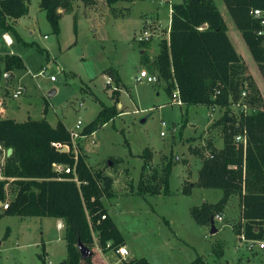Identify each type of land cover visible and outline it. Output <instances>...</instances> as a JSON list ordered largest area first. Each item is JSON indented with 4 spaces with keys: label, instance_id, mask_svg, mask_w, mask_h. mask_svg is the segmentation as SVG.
<instances>
[{
    "label": "rangeland",
    "instance_id": "374dc122",
    "mask_svg": "<svg viewBox=\"0 0 264 264\" xmlns=\"http://www.w3.org/2000/svg\"><path fill=\"white\" fill-rule=\"evenodd\" d=\"M136 1L133 4L117 2L115 13L104 1L93 7H84L78 2L76 28L73 13H63L60 33L55 34L39 6L40 0H30L27 13L18 17L15 25L19 39L7 32L12 38V44L7 45L0 31V54H18L27 64V68L13 71L15 78L8 85L4 79L0 81V100L4 97L12 105L20 101L32 117L38 119L45 115L52 125L62 121L68 128L78 130L75 128L78 120L83 127L96 117L102 107L100 101L113 105L112 97L117 96L115 104L121 94L118 114L93 134L74 138L73 144L81 146L91 168L103 169L113 178L114 195L103 197L102 201L127 241L128 254L122 259L146 257L151 264H188L202 256L206 264H264V249L259 248L257 240H240L232 228L238 222L239 195L230 197L224 214H220L222 220H214L215 233H210V226L198 224L190 213L191 206L215 203L223 195L220 188L198 185L191 187L190 194H184L182 187L195 183L201 156H206L213 142L221 139L219 127L212 124L204 127L208 120L214 122L221 116L224 109L171 103L172 94L165 89V82L149 68L150 54L146 53V62L138 51L137 34L133 36L135 27L143 22L142 13L150 10L163 11L160 17L166 26L168 1ZM182 1L172 0L171 3ZM213 1L264 100V78L257 63L224 1ZM125 4L127 14L121 17ZM152 39L154 35L150 36ZM153 45L151 54L159 49L157 40ZM40 48L45 51L41 52ZM43 68H46L44 75L32 76ZM107 69L118 71L119 84L106 73ZM140 70L156 75L158 81L150 83L138 79L136 75ZM52 75L55 81H51ZM19 84L25 87V92L14 98L12 93ZM114 89L118 94L113 93ZM51 90L55 92L50 94ZM45 102L48 107L43 113ZM26 109L15 116L24 119ZM189 121L196 123V132L191 131L189 123L186 126ZM145 150L151 153L145 171L147 176L155 169L161 173L169 160L173 162L168 194L138 193L144 162L140 155ZM5 157L0 151V168ZM11 187V184L6 187L8 199L14 196ZM2 210L0 206V212ZM65 230V222L58 228L54 217L2 216L0 264H42L39 258L43 252L42 242L44 264H59L67 254ZM250 243L254 244L249 247ZM99 252L98 259L104 264H123L112 250ZM98 255L96 251L94 257Z\"/></svg>",
    "mask_w": 264,
    "mask_h": 264
},
{
    "label": "trees",
    "instance_id": "16d2710c",
    "mask_svg": "<svg viewBox=\"0 0 264 264\" xmlns=\"http://www.w3.org/2000/svg\"><path fill=\"white\" fill-rule=\"evenodd\" d=\"M99 1H104L115 13L117 2L133 0H40L39 6L45 11L52 31L59 34L63 13H73L76 28L78 2L84 7H93ZM223 1L264 78V48L257 35L258 19L252 13L253 9L264 10V0ZM29 2L0 0V31L13 33L18 38L15 20L27 13ZM170 19L169 38L160 40L159 51L150 62V70L165 82L170 95L178 89L183 105L224 109L212 123V126L220 128L222 147L211 145L209 153L201 156L197 181L182 187L184 194H190L191 187L198 185L220 188L223 195L215 203L191 206L190 213L198 224L210 226L211 218L221 214L230 197L237 194L241 212L239 221L232 225L235 234L239 239L241 236L246 240L264 239V100L261 91L233 45L227 24L213 0L172 3ZM40 51L45 49L40 48ZM24 68L20 55L0 54V81L4 73ZM106 73L119 84L117 70L107 69ZM245 90L247 94L242 97ZM113 93L118 94L116 89ZM239 100L248 104L251 110L235 111L233 104ZM116 104L103 106L96 117L82 127L80 134L91 135L113 119L119 112ZM47 107L45 102L43 113ZM238 135L246 137L245 144L235 140ZM52 143L66 144L69 151H60ZM0 145L6 151L12 148L0 168L1 175L5 177L0 179V201H8V207L0 212V218L18 215L63 219L67 254L59 264H104L98 259L101 253L95 245L106 253L110 250L115 252L126 244L102 201L103 197L114 195L112 176L103 169L94 170L88 165L81 146L76 144L74 147L71 130L62 121L52 126L45 116L21 122L0 116ZM150 154L145 150L140 155L144 162L138 193L168 194L174 164L169 160L161 173L155 169L147 176L145 171L149 167ZM53 163L67 165L73 170L69 173L57 171ZM74 175L78 182L73 180ZM8 178L14 179L9 181ZM8 184L12 185L11 191L14 192L11 199L7 198ZM103 214L105 218H102ZM78 241L92 250V255L82 259ZM107 242H110L109 246ZM42 246L39 258L44 264L43 242ZM96 251L99 255L95 258ZM121 260L123 264H151L146 257ZM188 264L206 262L202 256H197Z\"/></svg>",
    "mask_w": 264,
    "mask_h": 264
},
{
    "label": "crops",
    "instance_id": "0c3cea01",
    "mask_svg": "<svg viewBox=\"0 0 264 264\" xmlns=\"http://www.w3.org/2000/svg\"><path fill=\"white\" fill-rule=\"evenodd\" d=\"M168 1V5H167V11H168V13H167V18H168V23L166 24V26H164V19H162L161 17H160V12H163V11H160L158 8L156 9V10H150V11H147V13L146 12H144V13H142V18H143V22H142V24H141V26H138V27H135V29H134V31H133V36H135L136 34H138L139 32H141V31H143L144 29H146L148 26L151 28V26H153L154 28H156L155 29V33H156V35H154V39H152V40H146V42L147 43H142V42H140V41H137L138 42V44H139V47H138V51H139V54L141 55V56H144L145 58H146V60H147V57H146V53H149L150 54V58L151 59H153L154 58V56L158 53V51H159V49L157 50V51H155V54H151V52H152V50H153V42L154 41H158V43L160 42V40L161 39H164V38H169V29H170V18H171V2H172V0H167ZM137 1L136 0H133V1H130V3H136ZM126 6H124L122 9L121 8H119V9H121V13H120V15L119 16H121V17H125L126 16V14H127V9L128 8H126L128 5L127 4H125ZM118 9V10H119ZM123 10H125V11H123ZM152 11V12H151ZM17 21H18V19H16L15 20V25H16V23H17ZM228 27V26H227ZM227 32H228V29H227ZM6 35H7V37H9L10 39H12L11 37H10V35L8 34V33H6V32H4ZM229 33V32H228ZM161 35H164V36H161ZM228 35H230V34H228ZM230 37V36H229ZM230 39H231V37H230ZM231 41H232V39H231ZM233 43V42H232ZM233 45H234V43H233ZM235 46V45H234ZM47 51V50H46ZM2 54V53H1ZM7 54V53H6ZM143 60H144V58H143ZM23 61H24V59H23ZM24 64H25V68H27V64L25 63V61H24ZM106 68V67H105ZM104 68V69H105ZM104 69L102 70V72H103V74H105V72H104ZM141 71V70H140ZM13 74H14V77L13 78H15V73L14 72H12ZM34 74H36V73H34ZM33 75V74H32ZM108 75V74H107ZM120 76V75H119ZM138 76V74L136 75V77ZM4 79V78H3ZM5 81V80H4ZM12 81V79H9L8 80V82H5L7 85L10 83ZM52 81V80H51ZM55 81V80H54ZM256 81V80H255ZM257 83V82H256ZM122 89V88H121ZM121 89H120V91H121ZM157 89H159V87H157ZM52 91V90H51ZM50 91V92H51ZM24 92H25V90H24ZM23 92V93H24ZM55 92V91H54ZM22 93V94H23ZM169 95H170V93H168ZM2 95H3V93H2ZM120 96H121V94H120ZM118 97V100H119V102L116 104V107H117V109H121L120 108V106L122 105V102H121V100H120V98L121 97ZM19 97V96H18ZM113 98V104H114V101H115V98L114 97H112ZM169 101H171V99L169 100ZM100 103H101V105H102V107L103 106H111V105H106V104H104V103H102L101 101H100ZM170 103V102H169ZM102 107H101V109H102ZM212 108V107H211ZM21 109H26V105L24 104V103H22V102H17V104L16 105H12V104H10L9 102H7V100L4 98V97H2L1 98V100H0V116L2 117V118H11V119H14V120H16V121H24V120H26V119H28V118H32V119H37V118H34V117H32L31 115H30V111H29V109H26V111H25V114H24V119H22V120H20V119H18L15 115H17L18 114V112L21 110ZM100 109V110H101ZM99 110V111H100ZM212 110H215V108H212ZM120 111V110H119ZM12 113H15V114H12ZM41 114H42V111H41ZM45 116V115H44ZM44 116H42V117H44ZM41 117V118H42ZM39 119V118H38ZM143 122L145 121V118L142 120ZM213 120L212 119H210V120H208L207 122H206V124H205V127H204V129H206L209 125H211L213 122H212ZM190 122H192V121H189V122H187L186 123V126H187V124L189 123V126L188 127H190V129H191V131H193V132H196L197 131V129H196V123L195 122H192V123H190ZM64 123V122H63ZM165 123V122H164ZM51 124V123H50ZM57 124V123H56ZM55 124V125H56ZM65 124V123H64ZM52 125V124H51ZM55 125H52V126H55ZM66 126V125H65ZM67 127V126H66ZM68 128V127H67ZM69 130H72L73 128H68ZM203 129V130H204ZM93 134V133H92ZM220 141H222V138L218 141V142H213V145L215 146V147H217V148H221L222 147V144H220ZM148 148V147H147ZM151 152L153 153V150H151ZM199 164H201V162L199 163ZM199 166V165H198ZM197 180H195L194 182H196ZM240 212H241V204H240V197H239V217H238V221H239V219H240ZM222 215L224 214L223 213V211H222V213H221ZM56 219V221H57V227L58 228H61V227H63V223H64V220L63 219H60V218H55ZM234 225V224H233ZM238 237V236H237ZM126 240V239H125ZM241 240V239H240ZM128 246V244H127V241H126V244H125V246ZM148 260V259H147ZM149 261V260H148ZM150 262V261H149Z\"/></svg>",
    "mask_w": 264,
    "mask_h": 264
},
{
    "label": "built area",
    "instance_id": "2783aa9c",
    "mask_svg": "<svg viewBox=\"0 0 264 264\" xmlns=\"http://www.w3.org/2000/svg\"><path fill=\"white\" fill-rule=\"evenodd\" d=\"M252 13H253V16L258 19L259 27H258V30H257V35L260 37L261 44H262V46L264 48V10L257 8V9H253ZM155 29L156 28H154L153 26H151V28L148 26L146 29H144L143 31H141L140 33H138L136 35L137 40L140 41V42L149 40L151 35H156ZM2 35H3L4 39H5L6 44L7 45H11L12 44V39L7 37V35L5 33H3ZM45 73H46V70H45V68H43L38 73L33 74L32 76L36 77L38 75H44ZM137 78L138 79H145L147 82H150V83L158 81V78H157L156 75L149 74L146 70H141L139 72V75L137 76ZM50 79L51 80H55V76L52 75L50 77ZM108 79H109L108 82H110V78H108ZM24 90H25V87L23 85L19 84L16 87V89L14 90V92L12 93V96L14 98H17L18 96H20L24 92ZM246 94H247V92L245 90V91L242 92L241 95H242V97H245ZM171 103L172 104H177V105H183V102H182V100L179 97L178 89H174L173 90ZM233 105H234L233 106L234 109H239V110L244 111V112H248V111L251 110V108L248 106V104L244 103V101H240L239 100L236 103H234ZM163 124H165V123L163 122ZM75 128L78 129V130H71L72 141L74 140V138L86 137V136H82L80 134V131L82 129L80 120L77 121V123L75 125ZM235 140L238 141V142L243 141V143L245 144L246 137L242 136V135H238V136H236ZM52 144L55 145L59 149H61L64 146H67L69 148V146L66 145V144H59V143H52ZM73 145H74V147L76 146V144H73ZM0 150H2L4 155L6 156V150L1 145H0ZM209 156L211 157V155H209ZM53 166H54L55 170H57V171H65V172L69 173V172H71L73 170L69 166L63 165V164H60V163H53ZM4 178L5 177L0 175V179H4ZM13 179L14 178H8L9 181H11ZM73 180L78 182L76 175H74ZM1 206H2V208H7L8 207V201L5 202V203L2 202ZM102 218H105L104 214L102 215ZM214 220H222V216L220 214H216L214 216ZM241 240L249 241V240H246L244 238V236H241ZM257 242H258L259 248L264 249V239L257 240ZM251 244H254V243H250L249 247L251 246ZM109 245H110V242H107V246H109ZM96 248L99 251H101L97 246H96ZM115 252H116V254H118L121 257H124V256H126L128 254V250H127L125 245L118 247Z\"/></svg>",
    "mask_w": 264,
    "mask_h": 264
},
{
    "label": "water",
    "instance_id": "95a60500",
    "mask_svg": "<svg viewBox=\"0 0 264 264\" xmlns=\"http://www.w3.org/2000/svg\"><path fill=\"white\" fill-rule=\"evenodd\" d=\"M58 11L61 12L62 9H59ZM13 77H14V74L12 72H6L3 75V78H4L5 82H8L9 79H13ZM53 92H54V90H52L50 92V94H52ZM60 151L67 152V151H69V148L67 146H64V147H62L60 149ZM11 152H12V148H8L7 151H6V156H9L11 154ZM1 205H2V201H0V206ZM216 231H217V228L215 226L214 217H212L211 220H210V233H215ZM77 246H78V249H79V252H80V257L82 259L92 255V250H90L88 247H86L80 241H78Z\"/></svg>",
    "mask_w": 264,
    "mask_h": 264
}]
</instances>
